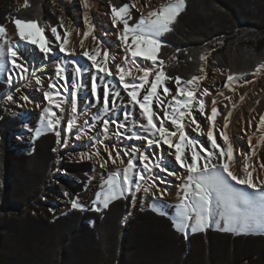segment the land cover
<instances>
[{"label": "trees", "instance_id": "1", "mask_svg": "<svg viewBox=\"0 0 264 264\" xmlns=\"http://www.w3.org/2000/svg\"><path fill=\"white\" fill-rule=\"evenodd\" d=\"M117 2L122 6L126 0ZM185 3L172 30L160 37L158 60L164 61L168 77L179 76L183 83L198 76L200 55L216 47V64L227 76L253 73L264 63V0ZM51 13L47 0H29L18 12L0 0V26L14 17L36 21L41 29L46 24L58 28ZM5 87L0 82V93ZM0 117V264H264V234L209 227L185 238L171 217L152 206L125 220L130 196L99 212L71 206L53 218L44 200L49 192L67 191L71 202L85 188L93 166H66L67 177H59L56 185L55 135H34L11 149L9 138L23 129V121L2 110Z\"/></svg>", "mask_w": 264, "mask_h": 264}, {"label": "snow or ice", "instance_id": "2", "mask_svg": "<svg viewBox=\"0 0 264 264\" xmlns=\"http://www.w3.org/2000/svg\"><path fill=\"white\" fill-rule=\"evenodd\" d=\"M185 6V0H169L158 9L150 11L147 17L142 13L139 22L133 26L129 24L131 9L136 8L139 11L135 0L119 7L111 5L113 25L123 24L119 36L125 49L122 62L114 64V69L110 68L109 61L114 63L115 56L110 55L107 50L101 51L99 46L83 52V55L92 62V67L97 73L117 77L129 102L133 107L138 106L140 120H133L131 127L125 123L115 122L116 132L114 134L125 136V133L130 132L131 135H128L127 139L144 140L149 148L166 145L169 149L174 150L175 163L185 170V175H178L177 172L163 164L162 160L154 161L149 152L137 145H131L124 149L104 145L103 150L107 152L108 159L103 160L100 167H106L111 161L112 164L123 165V168L109 174L104 180L101 185L102 191L96 194L93 201L94 210L102 211L108 208L112 200L127 199L129 196L132 203L135 204L137 193L142 188L146 192L154 189L153 195L162 200L167 194V188L162 189L160 185L165 181L154 176V171L159 170L183 181L182 195L174 217V227L185 238L189 235V229L192 233L206 232L209 227L213 226L238 235L264 231V179L254 176L253 166L249 163L251 156L246 153H240L245 159L242 174H238L234 170L235 149L227 133L232 112H228L222 128L216 131V120L220 115L216 101L211 102L212 106L209 112L202 97L211 93L206 88L201 92L199 88V82L205 77L193 76L182 84L181 77H168L163 68L164 61L158 60V52L163 46L160 37L172 30L171 25ZM83 7L85 9L90 7L88 0H83ZM84 20L88 31L83 35L87 39L94 32V25L91 24L87 11L84 13ZM14 24L22 41L39 45L40 50L45 54L51 52V48L34 38L32 33L25 32L26 28H37L36 21H24L17 18L14 20ZM6 31L4 26H0V36H5ZM38 31L43 32V29H38ZM51 32L57 41L61 39L56 27H52ZM65 35H70V33L66 32ZM93 40H96L94 35ZM67 43V39L60 43L59 50L72 55L73 50L65 47ZM5 45L6 47L0 46V60H10L14 67L19 68L22 73H26L28 69L22 63L16 62L20 55L17 46L7 40H5ZM81 47H83V41H81ZM97 57H101V60L98 61ZM137 57L151 61L153 67H141L136 63ZM199 59L205 61L207 56L202 54ZM83 72L84 69L76 64V76L82 77ZM256 72H264V63L256 68ZM55 75L58 80H63L65 83L63 85L49 84L50 90L44 93L48 106L42 109L41 125L35 131V137L38 138L42 132H51L55 135L58 145L63 143L64 146H67L66 141H63L64 128L61 118L53 108L63 112L65 104L70 107L74 117L72 122L67 124L66 131L71 134L75 125V114L78 113L77 96L75 91L69 92L66 69L63 65H56ZM237 78L236 74H229L227 76L228 86L230 87ZM168 79H175L177 85L175 94L165 84ZM9 82H11V77ZM35 83L43 86V81L39 77H36ZM76 88H79V84L76 85ZM91 88L94 93H97L98 85L95 75L92 77ZM108 92V85L105 84L102 109L104 114L109 111ZM197 92H200L199 96ZM116 95L118 96L119 92ZM161 96L165 99H161ZM169 96L171 99L167 100L166 98ZM97 98L99 99V95ZM6 99L15 102L11 95H8ZM20 99L25 103L31 102L28 96H22ZM226 99L231 100V97H226ZM241 100H243V96H241ZM154 104L159 107L154 109ZM36 107L39 108L40 105L36 104ZM233 107H235L234 104ZM195 112L208 121L207 131L201 127ZM125 118L127 119V115ZM97 119L103 120L102 131L107 134L110 123L113 122L103 119L102 116H98ZM189 126H192L199 135L205 136L210 147H205L199 139L190 137L187 131ZM259 128L264 130V116L260 117ZM140 132L144 135H140ZM84 135H87V132L82 131L75 138L79 140ZM217 136L220 138V143L217 142ZM259 142L264 145V136L260 137ZM98 143L104 144V141L100 140ZM249 144H251V139ZM53 151H57V149L54 148ZM125 156L128 157L126 163ZM94 157H100L99 148L94 152L79 153L81 160H92ZM137 162L140 163V170H137ZM260 167L264 168V164ZM149 179H151V183L144 188L141 182L146 183ZM64 195L68 196L69 193L65 191ZM97 205H102V208ZM71 206L74 209L84 207L79 202V196L71 200ZM161 214L164 213L161 212ZM124 219L127 220V216Z\"/></svg>", "mask_w": 264, "mask_h": 264}, {"label": "rangeland", "instance_id": "3", "mask_svg": "<svg viewBox=\"0 0 264 264\" xmlns=\"http://www.w3.org/2000/svg\"><path fill=\"white\" fill-rule=\"evenodd\" d=\"M19 1L21 4H17V1H15V0H2V2H4V4L8 5L10 8L15 10L16 12H18L22 9H25L26 6H28V2H29V0H19ZM47 1L50 5V8L52 9L51 14L53 16H55V20L58 21L59 25L57 28V32L59 33L61 39L59 41L56 40L55 35H53L51 32L52 27L49 24H46L43 32H40L37 30V32H34L32 34L41 43H45L48 47H50L51 52L45 54L44 52H42L40 50L39 45H33L27 41H22L18 35V30L14 24V20L16 19L14 17H11L9 19V21L7 22V24L4 26L7 31H6L5 36H0V46L6 47L5 40L10 41L11 44L15 45V46H17L18 44H21V43L24 44L25 45V52H23V54L28 53V51L30 49L32 50L30 52V54H28V55H29V57H31V59H33L36 62L34 64L35 65L34 67H37V69H39L40 72L42 70L45 71L42 73H45L46 79L48 81H50V82L55 81V84L63 85L65 82L63 80H58L56 75H55V69H56L55 63H56V59L58 58V56H56V55H58L59 52H61L59 50V45L65 39H67V36L65 35V33L67 32L66 28L68 27V25H67L66 19L63 17L64 15H62L60 13V11H58V9L56 8V6L53 3V0H47ZM111 1L112 0H106L104 12L106 14V18H108L110 20L109 22L111 23V26H113V31L115 33L113 35L114 37H111V39H113L112 41H114V42L111 44L112 47L109 48L110 55L115 56V62L113 63L110 60L109 61V67L114 69V64H120L122 62L123 57L125 55V49H124V46L122 44V41L119 39V36H120L122 29H123V24H120L119 26L113 25L112 18H111ZM117 1L118 0H116V2ZM131 2H132V0H126V3H131ZM119 5L120 4L118 3L116 6L119 7ZM141 14L142 13L140 10L137 11L136 8H132L131 12H130L131 18L129 19V24L133 25V26L135 24H137L141 18ZM143 15L145 17H147L145 14H143ZM28 30H29V28H26L25 32L29 33ZM118 43H120L121 46H120V44L118 45ZM217 48L218 47L211 49V50H207L203 54L207 55V58H211L214 61L213 62L214 65L219 70L218 71L219 75L222 76V79L218 78L217 80H214V82H213L214 87L212 89H214L216 91V93H219L226 86L227 71L221 70L216 64V61L214 58V53L216 52ZM86 50H88V49H86ZM18 51L21 55V48L20 47H18ZM25 57L28 58V56H25ZM59 58H61V59L63 58L59 62L66 69L67 87L69 88V92L75 91L76 94L78 95L77 96V100H78L77 104H78L80 110H78L79 113L75 114V120H76L75 124L78 126L77 121L79 118L81 125L79 127L80 130L78 129V131H73L68 136V133L66 132V126L69 123V121L73 120L74 115L67 113L65 116V119L63 121H61L62 126L64 128L63 141H66L67 146H64L63 143L58 145L57 141H56L55 149H57V151H54V160H55L56 167H55L52 175H53L54 179L56 180L55 184L58 185L59 184V181H58L59 177H67L66 170H65L66 166L73 165V164L74 165L86 164V163L92 165L93 166L92 171L87 173L88 180L86 182L85 188L81 192H79L76 196H79V202H80V204H82L84 206L83 208H85V209L86 208H88V209L94 208L93 201L95 200L96 194L102 191L101 185L103 184L104 180L107 179L109 174H111L115 171L112 169L113 167H110V168L103 167L102 168V167H100V164H98L97 162H95L93 160L78 159L77 153H81L83 151L80 148V145L82 146L85 143L89 145L88 147L84 148L83 152H94L98 148V146L100 147L98 141H96L97 143L93 142L91 144L92 137H97V138H99V141L101 139V140L108 141V142L110 141L113 144L114 143L118 144L119 145L118 149H124L125 147H130L131 145H137L143 149L145 146H147L146 142L144 140H135V139L129 140V139H127V136L131 135L130 132L125 133V136H118V135L114 134L116 132V123L115 122L125 123L129 127H131L133 120L139 121L140 120L139 109H138V106L133 107L132 104L129 102V98H128L126 92L123 90L122 86L119 84L118 78L115 76H111V77L105 76L103 73H97L95 68L92 67V62L89 61L87 59V57H85L83 55V53L72 54V55L62 54L59 56ZM97 59H98V61H100L101 57H98ZM73 61H74L75 65L79 64L84 69L82 77H77L76 74L74 73V65H72ZM20 62L22 64L24 63L23 58L20 59ZM200 62H201V68H203V71H200L198 76H203V77H205L204 78L205 80L206 79L209 80L210 79L208 77L209 73L207 72V68H204V62H202V61H200ZM136 63L139 64L141 67H153L151 61H147L141 57L136 58ZM169 64H170V62H168L166 64V66H168ZM9 65H10L9 60H7V59L6 60H0V82L4 83L6 86L0 93V110H2L5 114L7 113L8 115L19 116L20 119L23 121V126H22L23 129L20 132L12 134L9 138V145H10L11 149H17L21 143L30 142L32 137L35 135V131L40 127L41 119H42V109L39 108L40 110L39 109L37 110L35 107H33V108H27V109H20L17 112H13L11 110V105H9V103L5 102L6 97L8 96L7 94H9L8 92L10 90L17 91V88H15V87L18 85V82H20L21 80L23 81V77L25 76V73H22L19 68H15L14 73L11 74L12 75L11 77H13V78H11V82H9V75H7V70L10 67ZM45 65H49V67H44ZM28 73H29V75H31L32 70L28 71ZM254 73H257V72L255 71L253 73L245 74L243 76H240V78L241 77H248L249 75L254 74ZM73 74H74V78H76V79L78 78L79 80H81L82 85L79 86L80 90H77L75 88L74 81H72ZM133 74L135 75L136 73H133ZM15 75H17V77L19 79L15 78ZM94 75L96 76V82H97L98 88H97V93L93 94L92 91H90V90H92L91 81H92V77ZM150 79H151V77H150ZM204 79L202 81H200L201 83L199 82V88H200L201 92L203 91L204 88H208V86L206 84H204V82H206ZM244 79H247V78H244ZM27 82H29V79L27 80ZM27 82H25L26 87L25 86L23 87L25 95L31 94L32 96H35L36 97V104H39L40 107L41 106L47 107L48 104H47L46 98L44 97V93L50 90L49 89L50 83L46 84L44 82L43 86L35 84V85L29 87L27 85L28 84ZM241 82H243V80ZM105 84H107L108 88H109V92H108L109 111L107 114H104L102 112L104 85ZM165 84L172 91V93L175 94L176 89H177V85L175 83V80H166ZM76 85H77V83H76ZM204 85H205V87H204ZM27 88H28V90L26 91L25 89H27ZM90 92L92 94H90ZM117 92H119L118 96L116 95ZM98 95H99V99L97 98ZM142 95H143V92L141 93V96ZM197 95L199 96L200 92H197ZM202 98L205 99V96H203ZM161 99H165V98L163 96H161ZM166 99L170 100L171 96L167 97ZM225 101L227 102V100H225ZM41 103H46V105H42ZM153 107H154V109H156L159 106L154 104ZM206 109L208 110L207 106H206ZM218 109H219L220 115H218L217 120H216V131H218L223 126L220 118L224 112V109H223V107L218 108ZM59 115L61 116V114H59ZM126 115H127V119L125 118ZM195 115H196L197 120L200 122L201 127L204 128L205 131H207L208 121L203 116H201L198 112H195ZM98 116H102L103 119H108V120L113 122V123H110L109 131L107 134L103 133V131H102L103 120L97 119ZM92 125H95V127H92ZM252 128H253V130H251V131L253 133H254V131H257L256 125L255 126L253 125ZM82 131L87 132V135H84V136H82L81 139L77 140L75 138L76 135ZM121 131H123V130H121ZM187 131H188V135L190 137L199 139L200 142L205 145V147H210V145L206 141V137L201 136V135H199V133L195 132L193 130L192 126H189L187 128ZM42 133H44V132H42ZM140 135H144V133L140 132ZM104 137H107L108 139H106ZM232 140H233V138L231 139V141ZM217 142L218 143L221 142L219 136H217ZM104 144H106V143H104ZM108 146H109V144H108ZM233 146L235 149L234 156H237L239 146H236L235 144H233ZM153 147L155 148L156 146H153ZM162 147H163V153H162L163 158H166L169 161H170V158H172V157L174 158V156H173L174 150L173 149H169L166 145H164ZM240 150H243V148L241 146H240ZM32 151H33V148H31L27 152L31 154ZM20 152L22 153V152H24V150L23 151L20 150L18 153L20 154ZM254 157L256 159L255 154H254ZM127 159H128V157L125 156L124 157L125 162H127ZM259 159H261L260 160L261 164H264V150H262ZM233 163H234V168H235L234 170H237V172H238V169H240L241 167H240V165H238V161H237L236 157H235V160ZM140 167H141L140 163L137 162V170H140ZM178 167H179V169L184 170L179 165H178ZM145 175H147V173H145ZM237 187H242V186H237ZM64 192L65 191H62V190H60L59 192H56L52 189L49 192V194L51 196L44 199L45 204L48 206L53 218L64 216L66 213H68V211L71 208V202L69 200L70 195L65 196ZM139 198H140L139 193H137L135 204H133L132 200H131L130 205H129L130 209H129V212L127 214V220L135 219L139 211H143V210L152 206V208L156 209L157 211L167 214L174 221V217L176 214V208H177L178 204H171V203L167 202L166 199L160 200V199H157L156 197H152L151 200L149 201V203L146 206H144L139 202ZM64 201H66V204H64ZM97 206L102 208V205H97ZM56 207H57V209H56ZM213 227L216 230L223 231L221 229L216 228L215 226H213ZM221 227H223V225H221ZM254 232L264 234V231H254ZM191 234H194V233H192L189 229V235L187 237H189Z\"/></svg>", "mask_w": 264, "mask_h": 264}, {"label": "bare ground", "instance_id": "4", "mask_svg": "<svg viewBox=\"0 0 264 264\" xmlns=\"http://www.w3.org/2000/svg\"><path fill=\"white\" fill-rule=\"evenodd\" d=\"M15 1H17V4H21L19 0H15ZM168 1L169 0H135V3L137 4V7L141 11V13L147 16L150 11L154 9H158L161 5H164ZM88 2L90 7L88 9H85L83 7V0H53L54 5L58 9V11H60V13L64 15L63 17L67 21L68 27L66 28V31L67 33H70V35H67L68 43L65 45V47L68 49H72L73 54L83 53L84 50L94 49L97 46L101 48V51L107 50L109 52V48L112 47L111 44L114 42L112 41L113 39H111V37H114L113 35L115 33L113 31V26H111V23L109 22L110 20L106 18V14L104 12L106 0H88ZM85 11H87L88 18L91 24L94 25L93 35L96 37L95 41L93 40V35H89L87 39H85L83 35L85 32L88 31V26L85 24V20H84ZM81 41H83V47H81ZM119 44L120 43H118V45ZM20 48H21L20 59L23 58V62H24L23 65L28 69V71L32 70V74L29 75L28 71L25 73V76L23 77V81L21 80L20 82H18V85L15 87L17 88V91H13L9 89L10 91L8 92L9 94L7 95L13 96L15 102H10L7 99L5 100V102L11 105V110L13 112H17L20 109H27L33 107H35L37 110L39 108L43 109L44 106H41L39 108L36 107L35 96H32L31 94L25 95L23 87L25 86V82H27L28 79L29 82H27L28 83L27 85L29 87L35 85L36 77H39L43 81V83L45 82L46 84L52 83V81L50 82L46 79L45 73H42L45 71L42 70L40 72L39 69H37V67H34L35 66L34 64L36 62L33 59H31V57H29L28 55L32 50L30 49L28 53L23 54V52H25V45ZM62 54L67 55L66 52H59L58 55H62ZM25 56H28V58H26ZM202 62H204V68H207V72L209 73L208 77L210 78L209 80L204 79L206 81L204 82V84L208 86V88L206 89H208V91L211 93L210 95L205 96L204 99L208 111L210 112V108L212 106L211 102L213 100L216 101L217 108L223 107L224 112L220 118L222 124L224 123V118L227 116L228 112L229 111L232 112V115L229 118L230 122H229V127L227 129V133L230 139L233 138L232 143L235 144L236 146H239V150L237 152L238 155L235 157L237 158L238 165H240L241 167L240 169H238L239 173L237 172V170L235 171L238 174H242L245 159L243 156L240 155V153H246L249 156H251L249 163L253 166L254 176H256L258 179H264V168L260 167L262 164L260 162L261 159H259L262 150H264V145H261L259 142L260 137L264 136V130H261L259 128L260 117L264 116V72L254 73L249 75L248 77H241V78L238 77L234 82L231 83L230 87L228 86L229 82L227 81L224 89L221 90L219 93H216V91L212 89L214 87L213 82L218 78L222 79V76L219 75L218 73L219 70L214 65L213 63L214 61L211 58H207L205 61ZM44 67H49V65H45ZM242 80L243 82H241ZM28 88L25 90L27 91ZM22 96H28L31 102L25 103L20 99V97ZM241 96H243V100H241ZM226 97H231V100L226 99ZM225 100H227V102ZM41 104L46 105V103H41ZM233 104L235 105V107H233ZM225 105H227V107H225ZM64 109L65 110L63 112H60L58 109L53 108V110L56 111L57 115L61 118V121L65 119L67 113L73 114L71 112L70 107H68L67 104L64 105ZM78 110H80L79 106H78ZM59 114H61V116ZM77 122H78V126L75 124L72 129V132L78 131L79 129L81 125L79 118ZM253 125L257 126V131H254V133L251 131L253 130L252 128ZM104 138L108 139L107 137ZM250 139H251V144H249ZM96 141H99V138L92 137V142L91 141L90 142L92 144L93 142L97 143ZM104 143L106 144H99L100 147L98 146V148H100V157H94L92 159L98 164L103 162V160L108 159L107 152L103 150L104 145L109 144V147H114V148H118L119 146L118 144L115 143L113 144L110 141L109 142L104 141ZM88 146L89 145L85 143L82 146L80 145V148L84 151V148ZM240 146L243 148V150H240ZM143 150L149 152L154 161L162 160L163 164H165L170 170L177 172L178 175L180 176L185 175V170L179 169L173 157L170 158V161L166 158H163L162 146L159 147L156 146L155 148L154 147L149 148L145 146ZM253 152L256 155V159L252 154ZM77 155H78V159H80L79 153H77ZM106 167L107 168L113 167L112 169L116 172L118 169H121L123 165H120L119 163L112 164L111 161H109ZM154 176L159 177L160 179L165 181L164 184L160 185L162 189L167 188V194L163 197V199L164 200L166 199V201L171 204H179L180 197L182 195L181 185L183 181L181 179H178L176 176H169L166 173L160 172L159 170H155ZM141 183L143 184V187L146 188L148 187V184L151 183V179H149L146 183L145 182H141ZM153 191L155 190L153 189L152 191L146 192L142 188V190L139 192V196H140L139 202L142 205L146 206L151 200V198L155 197L153 195ZM64 204H66V201H64Z\"/></svg>", "mask_w": 264, "mask_h": 264}, {"label": "built area", "instance_id": "5", "mask_svg": "<svg viewBox=\"0 0 264 264\" xmlns=\"http://www.w3.org/2000/svg\"><path fill=\"white\" fill-rule=\"evenodd\" d=\"M21 46L23 47L24 44H22V43H21V44H18V45H17V48H18V47H21ZM19 54H20V53H19ZM20 57H21V55H19V57L17 58V61H16L17 63H20ZM15 68H16V67H14L13 64L10 62V67H9V69L7 70V75H9V78L12 76L11 74L14 73ZM11 78H13V77H11ZM15 78L19 79V78L17 77V75H15Z\"/></svg>", "mask_w": 264, "mask_h": 264}, {"label": "crops", "instance_id": "6", "mask_svg": "<svg viewBox=\"0 0 264 264\" xmlns=\"http://www.w3.org/2000/svg\"><path fill=\"white\" fill-rule=\"evenodd\" d=\"M40 27H39V25L37 24V28H29V30H28V32L29 33H34V32H37V30L39 29ZM34 38H35V36H34Z\"/></svg>", "mask_w": 264, "mask_h": 264}]
</instances>
